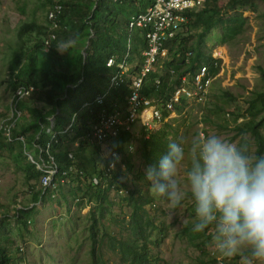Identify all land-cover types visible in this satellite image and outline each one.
<instances>
[{
  "label": "rangeland",
  "instance_id": "rangeland-1",
  "mask_svg": "<svg viewBox=\"0 0 264 264\" xmlns=\"http://www.w3.org/2000/svg\"><path fill=\"white\" fill-rule=\"evenodd\" d=\"M70 1L73 2L66 0L65 4ZM81 6L84 7L83 1ZM49 7V0H0V119L6 116L13 93L9 84L12 75L9 63L13 53L19 48L35 50L36 43L40 44L39 40L45 35L33 31L20 38L19 28L21 24L30 21L46 27V12ZM215 8H218L222 18L239 14L241 27L237 32L230 33L223 42L219 39L221 34H225L224 24L214 25L204 37L201 45L203 51H210L212 56L220 60L206 94L200 96V99L196 97L185 100L182 110L178 112L175 109L171 117L159 126L155 125L148 130L141 128L139 123L132 126L133 136L123 144L121 159L113 169L119 172V180L125 183L127 190L136 189L138 195L149 199L145 208L154 224L160 228L150 237L152 242H159L149 244L154 256L159 258L157 264H202V261L206 264H239L237 260L229 261L216 251L212 229L205 230L204 236L188 238L184 228L189 225L192 228L195 220L190 196L170 213L167 201L153 197L149 192L148 182L144 180L145 168L150 164L143 155L141 138L158 133V130L171 141H190L195 135L202 136L201 133L204 136L215 133L233 143L245 145L255 153L253 135L245 130L239 132L237 127L243 125L244 121L261 116L248 108V102L256 96L257 91H264V75L261 72L264 69V0H242L233 7H229V0H216ZM200 15L197 25L190 27L189 33L192 35L199 33L204 22L213 18L208 10ZM87 42V39L84 42L73 35L59 33L54 46L56 50L57 45L67 48L68 52L56 51L66 59L79 50L84 51L89 46ZM38 51L39 66L47 67L51 56L43 49L42 54ZM166 58L167 55L159 59L156 72H164ZM36 96L37 94H32L23 100L25 105L19 126L33 119L30 110L44 112L50 108L49 104L38 100ZM60 108L65 116L67 103L63 102ZM260 129L264 134V125ZM27 132L31 135L33 130ZM27 142L25 149L35 156V150L29 140ZM112 143L111 140L89 143L84 147L85 151L80 153L89 163L94 160L96 168L100 169L108 158ZM18 145L20 146L19 142L12 143L11 150L0 151V245L6 248L12 264H93L89 212L95 207L94 201L87 202L81 208L77 207V203L68 195V189L76 184L73 182L62 184L61 190L55 186L48 188L53 195L50 196L48 191L43 194L42 200L34 203L32 194L41 187L37 179L26 178V165L31 159L24 149L23 152L20 151L23 146L19 149ZM68 146L71 150L75 148L74 144ZM75 151H72L73 154ZM187 166V161L181 165L182 181L183 169ZM87 169L92 170L91 163ZM85 181L84 178L82 182ZM126 189L118 195L112 192V203L107 211L101 214L94 209L99 218L96 239H101L96 244V254L112 264H117V256L107 245L108 236L121 238L129 235L131 205L120 199L128 194ZM23 208H32L31 212L25 214V219L30 220L26 226L16 217L17 209ZM208 235L211 236L210 239H205Z\"/></svg>",
  "mask_w": 264,
  "mask_h": 264
},
{
  "label": "trees",
  "instance_id": "trees-1",
  "mask_svg": "<svg viewBox=\"0 0 264 264\" xmlns=\"http://www.w3.org/2000/svg\"><path fill=\"white\" fill-rule=\"evenodd\" d=\"M84 3L82 8L81 3ZM153 0H81L67 2L60 14L59 33L73 35L76 38L87 39L89 46L84 50H79L75 55H70V58H64L58 55L53 42L47 55L51 56V60L47 67L39 66V59L37 48L41 54L43 38L39 40L40 44L36 43L35 50L26 49L19 50L13 53L9 67L12 70L9 84L11 91L19 85H35L33 94H37L36 98L50 105L48 110L44 112L38 109H32L31 115L33 119L25 125H20L12 131L13 136L23 135L26 140L30 142L35 149L34 160H45L47 153L51 154L55 162L59 166V171L55 175L52 182L56 183L55 187L61 190L60 175L62 170L72 163H75L80 168L86 181L81 184V179L73 177L69 174V184H74V187L68 189V195L73 198L77 203V207L81 208L87 202L94 201L95 207L90 210L91 223L89 225V236L91 241V257H93V264H112L103 259L100 254H96V244L101 239H96L98 231L97 223L99 218L95 215L94 209L102 214L107 211L109 204L112 203L110 195L112 189L115 192L126 189L127 186L124 182L119 180V172L111 171L107 176L101 169L96 168L94 160H90L92 170H88L90 165L86 157L81 154L84 147L89 143L82 140L85 132L87 131L88 124L94 118V112L97 106H93L92 112L85 109L77 115L69 127V121L73 112L77 111L84 101H90L92 98L102 91L108 80V77L117 69L116 66H107V60L115 57L116 61L123 58L126 50V38L128 33V21L132 15L145 8L152 3ZM242 0H229V7H233ZM216 0H206L204 7L198 11H190L187 13L189 20L184 25L182 31L167 40L165 46L167 47V58L165 60V70L162 74L151 71L143 84L142 92L149 96L154 97L158 94L163 95L166 92L170 93L175 85L179 84V77L186 73H192L200 67L201 64L208 66L210 75H214L219 68L220 60L213 58L210 51H203L201 48L204 42V37L216 24H224L225 34H221L219 41L223 42L224 39L232 32H237L241 27L239 21V14H233L226 18H222V14L218 8H215ZM211 13L212 19L206 20L202 26V30L192 35L189 33L190 27L196 26L201 18V13ZM37 32L38 34L46 33L47 26L43 27L34 21L25 22L21 24L18 36L29 32ZM185 31L186 34L184 33ZM91 35V36H90ZM90 36V37H89ZM191 39H194L192 41ZM145 46L143 32L139 29L133 31V48H132V61L135 62L133 71L137 69L136 60L140 59V52ZM135 56L137 58L135 59ZM174 70L172 77L169 75V69ZM264 75V69H261ZM159 77L161 84L156 86L154 80ZM37 85V86H36ZM128 84H123L111 90L106 97L105 104L109 107L111 103H123L126 95L128 94ZM159 95V96H160ZM255 97L248 102V108L254 114L260 113L258 119H250L244 121L243 125L236 126L239 132L249 131L255 141V154L264 155V134L261 132V127L264 125V91H257ZM32 96V95H31ZM184 98H181V103L177 104L175 109L180 112L184 105ZM63 102L67 103V114L64 116L61 113V105ZM107 102V103H106ZM24 102L21 101L18 107L23 110ZM27 109V108H26ZM23 114V113H22ZM46 125V127H44ZM33 130L31 135L27 131ZM29 135V136H28ZM133 135L129 130H121L120 133L113 138L110 150L122 153V146ZM78 141V145L74 146L73 150L69 148V144H74ZM142 151L148 164H156L159 157L166 153L167 145L171 141L165 137V134L158 130V133L150 134L148 137L143 136ZM20 151L23 152L24 145L17 140L12 142L7 141L5 137L0 135V151L11 150L12 143H18ZM28 143V142H27ZM75 151V154H73ZM47 151V153H46ZM73 151V152H72ZM81 151V153H80ZM73 154V159L69 158L68 153ZM37 155L40 158H37ZM76 157V161H75ZM108 160L105 159L107 164ZM87 164H89L87 166ZM93 174H99L107 181L106 186L101 183L93 184L89 179ZM25 176L27 179H37L41 176L35 163L29 161L26 165ZM77 179V180H76ZM54 187V188H55ZM127 190V189H126ZM50 192L48 188L44 191L40 188L37 192L32 194L34 203L43 199L46 192ZM128 194L122 196L120 199L125 200L131 205L130 220L128 223L129 235L126 237L117 238L116 236H108L107 245L117 256V264H157L159 260L154 256L150 250L149 244H157L159 240L151 241L152 233L160 228L154 224L150 218L145 205L149 203V199L143 195H138L136 189L127 190ZM118 194V193H116ZM53 195L50 192V196ZM120 195V194H119ZM77 198V200H75ZM27 210V211H25ZM17 209L16 217L20 223L25 226L28 218L25 219V214L32 211V208ZM24 217V218H23ZM30 221V220H29ZM184 232L188 235L189 239H195L204 236V232L195 233L189 226L184 228ZM210 235L205 236V239H210ZM204 241V239H203ZM0 264H12V258L6 253V248L0 245ZM202 264H206L202 261Z\"/></svg>",
  "mask_w": 264,
  "mask_h": 264
},
{
  "label": "built area",
  "instance_id": "built-area-1",
  "mask_svg": "<svg viewBox=\"0 0 264 264\" xmlns=\"http://www.w3.org/2000/svg\"><path fill=\"white\" fill-rule=\"evenodd\" d=\"M206 0H153L145 10L132 15L128 21V33L126 38V50L123 58L119 61L115 57L107 60V66H116L117 69L112 73L106 82L105 88L97 93L92 100L84 101L79 109L73 112L69 124L79 113L88 109L92 112V107L97 106L94 112V118L90 120L87 131L82 140L87 143H104L115 138L121 130L131 131V127L139 123L143 129L148 130L153 126H159L174 113L177 104L184 100L200 99L207 92V87L211 84L213 76L208 72V66L201 64L198 69L192 73H186L179 77V84L175 85L173 90L166 94L149 97L142 92V87L147 75L156 69L159 59L167 55V40L173 38L177 32L184 28L188 22L187 15L190 11H198L204 7ZM66 0H49L50 7L46 12L47 31L43 36L42 49L48 52L53 42L58 38L57 32L61 25L59 24L60 14L64 8ZM139 29L143 32L145 46L140 52V59L136 60L137 69L133 71L135 62L131 65L132 48H133V31ZM215 58L214 56H212ZM169 75H174V70H168ZM128 84L129 92L123 103H111L109 107L105 104L106 97L111 90L120 87L123 82ZM157 87L161 84L159 77L154 80ZM35 86L19 85L15 88L8 105V112L5 117L0 119V135L5 137L7 141L17 139L24 145V136L20 135L12 137V130L16 127L22 116V110L18 104L33 94ZM107 103V102H106ZM204 136V133H201ZM78 145V141L74 146ZM24 152L27 153L25 150ZM47 153V151H46ZM107 164L105 163L100 169L105 175H109L114 171L117 161L121 159V154L110 150L108 153ZM69 158L73 159V154L68 153ZM36 168L41 171L39 178L40 187L45 191L47 188H53L56 183L52 182L55 175L59 171V166L55 162L51 154L47 153L45 160L36 161ZM78 177L81 182L84 180L83 171L74 163L65 167L60 175L61 184L69 182L68 175ZM93 184L101 183L102 186L107 185L99 174H93L90 178ZM84 183V182H82ZM123 189L114 194L121 193ZM118 195V194H117ZM77 200V198L75 199ZM29 222V220H28Z\"/></svg>",
  "mask_w": 264,
  "mask_h": 264
},
{
  "label": "clouds",
  "instance_id": "clouds-1",
  "mask_svg": "<svg viewBox=\"0 0 264 264\" xmlns=\"http://www.w3.org/2000/svg\"><path fill=\"white\" fill-rule=\"evenodd\" d=\"M57 50L68 52L60 45ZM144 180L153 197L167 201L170 213L190 196L192 231L212 229L222 257L239 264H264V155L219 134L195 135L190 141H170L158 162L146 166Z\"/></svg>",
  "mask_w": 264,
  "mask_h": 264
},
{
  "label": "crops",
  "instance_id": "crops-1",
  "mask_svg": "<svg viewBox=\"0 0 264 264\" xmlns=\"http://www.w3.org/2000/svg\"><path fill=\"white\" fill-rule=\"evenodd\" d=\"M132 59H133V57H132ZM132 59H131V65H133V61H132ZM170 117H168L167 119H169ZM167 121V120H166ZM161 125V124H160ZM141 126V125H140ZM141 128H142V126H141ZM24 146H26V144H27V140H26V138L24 137ZM34 149V148H33ZM24 150L27 152V153H29L30 151H28V150H26L25 149V147H24ZM35 150V149H34ZM30 155H31V153H29ZM33 156L31 155V158H32ZM37 158L39 159L40 158V156L39 155H37ZM33 160H34V158H32ZM38 161V160H37ZM40 162V161H39ZM75 164V163H74ZM76 165V164H75Z\"/></svg>",
  "mask_w": 264,
  "mask_h": 264
},
{
  "label": "water",
  "instance_id": "water-1",
  "mask_svg": "<svg viewBox=\"0 0 264 264\" xmlns=\"http://www.w3.org/2000/svg\"><path fill=\"white\" fill-rule=\"evenodd\" d=\"M87 43H89V41Z\"/></svg>",
  "mask_w": 264,
  "mask_h": 264
}]
</instances>
